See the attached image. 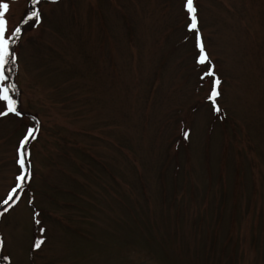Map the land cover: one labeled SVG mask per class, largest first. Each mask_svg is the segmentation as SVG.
Segmentation results:
<instances>
[{"label": "rangeland", "instance_id": "rangeland-1", "mask_svg": "<svg viewBox=\"0 0 264 264\" xmlns=\"http://www.w3.org/2000/svg\"><path fill=\"white\" fill-rule=\"evenodd\" d=\"M0 3V264H264V0Z\"/></svg>", "mask_w": 264, "mask_h": 264}, {"label": "snow or ice", "instance_id": "snow-or-ice-1", "mask_svg": "<svg viewBox=\"0 0 264 264\" xmlns=\"http://www.w3.org/2000/svg\"><path fill=\"white\" fill-rule=\"evenodd\" d=\"M34 3H39V0H33ZM187 11L189 12L191 16V24L190 29H196L197 27V20L195 16V8L193 7V0H187L186 3ZM8 9L7 3H0V82H5L8 77L6 75L7 71L9 70L7 68V65L10 63H13L16 59L15 55H10V44H13L15 42V39L19 37L21 33V28L17 27L14 30L11 31L10 35H6L8 33L7 23L4 19L5 12ZM38 23L39 22V13L36 11H33L30 16H28L23 23ZM196 46L199 49V55L197 62L199 64L206 63L208 57L204 51L203 44L201 42V38L199 35L196 36ZM207 75L211 76L213 73L209 71ZM220 81L215 80L213 82V87L209 94V101L213 104L214 111L219 112L220 109L218 106H216L215 101L216 97L219 95L217 91V86L219 85ZM14 87L12 85H9L8 87H0V101H7V112L0 111V115H6L8 113H14L18 114L16 104L14 100H11L8 96L9 88ZM34 130L29 129L25 137L21 140L19 145V159L17 163L20 166L21 174L17 176L18 183L16 186L9 192L7 199L3 200L2 204L7 205L8 207H4L3 212H0V215H3L4 212H7L8 209L18 201L19 199V190L23 188L24 183L29 178L28 173L23 171L26 167V145L29 141V138L33 136ZM187 135V133H185ZM42 244V241L38 240L35 242L34 247L40 248Z\"/></svg>", "mask_w": 264, "mask_h": 264}]
</instances>
